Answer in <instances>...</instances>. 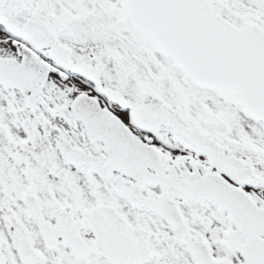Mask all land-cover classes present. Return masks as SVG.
<instances>
[{
    "label": "snow or ice",
    "instance_id": "1",
    "mask_svg": "<svg viewBox=\"0 0 264 264\" xmlns=\"http://www.w3.org/2000/svg\"><path fill=\"white\" fill-rule=\"evenodd\" d=\"M0 264H264V0H0Z\"/></svg>",
    "mask_w": 264,
    "mask_h": 264
}]
</instances>
